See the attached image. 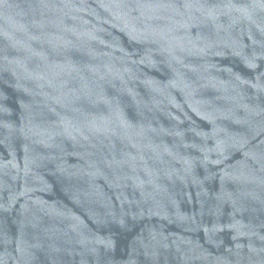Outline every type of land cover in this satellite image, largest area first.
<instances>
[{"label": "water", "instance_id": "water-1", "mask_svg": "<svg viewBox=\"0 0 264 264\" xmlns=\"http://www.w3.org/2000/svg\"><path fill=\"white\" fill-rule=\"evenodd\" d=\"M0 264H264V0H0Z\"/></svg>", "mask_w": 264, "mask_h": 264}]
</instances>
